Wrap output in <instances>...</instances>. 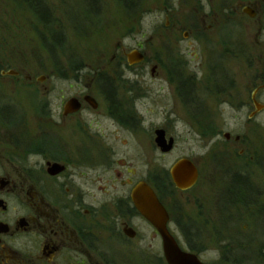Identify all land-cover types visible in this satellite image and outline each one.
<instances>
[{"label": "flooded vegetation", "instance_id": "flooded-vegetation-1", "mask_svg": "<svg viewBox=\"0 0 264 264\" xmlns=\"http://www.w3.org/2000/svg\"><path fill=\"white\" fill-rule=\"evenodd\" d=\"M171 2L162 4L165 25L157 33L169 40V55L151 57L138 42L123 50L122 69L108 63L101 73L92 72L83 94L60 92L54 102L43 101L39 91H50L48 79H22L24 69L13 70L11 57L0 52V264H169L159 231L135 201L140 185L156 194L168 216L167 230L184 253L202 264H264V37L257 41L261 61L235 64L236 74L225 62L236 57V38L224 40L222 54L207 55L203 48L215 47L211 39L226 26L219 0H181L178 7ZM223 6L224 12H236L231 2ZM261 10L255 1L243 13L258 21ZM227 23L226 34H235L234 17L228 15ZM43 36L55 46L51 38L57 34ZM149 74L154 82L164 76L161 98L171 104L165 114L181 117L182 108L187 117L189 153L171 161L163 177L140 149L151 146L167 158L178 138L170 126L152 122L144 134L148 142H141L151 112L137 104L148 99L143 94ZM240 83L248 95L238 91ZM21 92L36 93L29 95L41 99L36 110L23 109ZM163 92L164 86L158 94ZM211 99L235 106L239 121L233 129L224 131L213 119ZM159 132L171 145L167 152ZM182 160L198 174L185 189L173 178ZM140 224L152 231L142 253ZM201 229L214 231L213 240ZM191 230H198V241L183 234L188 241L182 242V232Z\"/></svg>", "mask_w": 264, "mask_h": 264}, {"label": "rangeland", "instance_id": "rangeland-1", "mask_svg": "<svg viewBox=\"0 0 264 264\" xmlns=\"http://www.w3.org/2000/svg\"><path fill=\"white\" fill-rule=\"evenodd\" d=\"M255 1H258L262 8V19L258 17V21L251 20L248 15L243 13L244 7L249 2ZM164 2L175 3L178 7L181 0H133L132 5L124 0H46L47 9L53 22L52 29L64 36L63 41L59 43H55L51 38L55 46L50 49L51 42H47L43 36V34H49L47 29L29 8L14 0H0V52L7 53L11 57L13 70L24 69L22 79L26 75L48 79L45 86L50 91H39L43 101L54 102L60 92L67 97L74 95L79 90L82 92L80 91L78 94H83L85 86L92 78V72L99 70L101 73L102 69H108V63H112L116 69H122V66H125L123 64L127 62L123 50L131 51L138 42L144 44L145 50L151 57L157 54L163 57L169 55V51L166 49L169 47V40L164 37L165 34H157L163 31L162 27L165 25V13H162L161 9ZM219 2L221 4L220 21L225 20L226 26L222 25L220 34H215L211 39V42L215 43V47L211 44L210 46L203 45V48L207 49L205 52L207 55H212V53L216 55L218 52L222 54L226 50L224 40L229 37L236 38L238 42L237 46L234 45L236 57L227 59L225 62L229 63L231 71L237 74L239 67L235 64L241 62L258 64L261 61L262 45L257 41L264 37V0H219ZM228 2H231L232 8H236V12H224L222 5ZM90 4H92L91 9L89 8ZM88 8L91 12L88 11ZM228 15L233 16L238 25L235 34H226ZM160 35L163 37L161 38ZM202 51L204 50H200V52ZM253 73L255 72L253 71ZM144 79L148 88L143 95L148 99L142 100L137 105L139 109L143 104L151 112V115L146 116V129L141 128L143 132L142 144L148 142H145L144 134L145 131L152 128L153 125L150 126L152 122L157 128L170 126L173 136L178 138L176 149L167 158H163L158 149L154 153L151 146L147 149L142 146L140 149L142 153L153 158L156 174L163 177L164 172L169 169L171 161L180 159L189 153L190 148L188 149L183 134V120L187 122V117L184 116L182 108L178 109L181 111L179 114L182 118L168 117V114H165V110L171 104L167 98H161L166 94L165 90L167 89L164 76L155 82L153 78L151 79L150 74ZM154 85L157 89L153 88ZM71 86L73 89H70ZM162 86H164V92L159 95L158 90ZM245 89L244 85L240 83L238 91H243L242 96L248 95ZM35 94L29 92L30 96ZM29 95L23 92L18 95L21 98L19 99L22 102L21 105L24 107L23 109L26 107L27 110H36L38 106L36 101L41 99H31ZM233 103L239 104L238 99ZM207 105L210 110L214 111L213 119H218L219 127L221 126L224 131L228 129V126L233 129L235 121H239L238 117L234 118L236 114L234 105L226 107L222 102H214L212 99L207 101ZM217 105L219 108L216 107ZM142 109L144 111V108ZM193 148L197 150L196 154L200 155L201 152L196 147ZM140 168L144 169V165L141 164ZM140 226L141 238L137 244L138 250L142 253L141 251L149 249L148 241L152 231L148 230V227L145 229L141 224ZM201 230L199 233H202L205 239L213 240L214 231ZM197 231L182 232L181 241L184 243L192 239L198 241ZM183 234H187L186 239L188 238V240H185ZM208 244L211 242L209 241ZM212 245L214 246L213 243ZM213 246L208 248L213 249ZM132 262L134 261L132 260Z\"/></svg>", "mask_w": 264, "mask_h": 264}, {"label": "water", "instance_id": "water-1", "mask_svg": "<svg viewBox=\"0 0 264 264\" xmlns=\"http://www.w3.org/2000/svg\"><path fill=\"white\" fill-rule=\"evenodd\" d=\"M160 144L163 151L167 152L171 149V145H166L163 138V132H159ZM191 167V172H185L187 167ZM198 174L196 169L187 161L182 160L174 166L173 178L179 188L185 189L191 187L197 180ZM135 198L137 206L141 214L159 231L164 242V253L169 264H202L196 257L188 255L181 251L172 235L167 230L168 216L163 205L158 200L156 194L146 185H140Z\"/></svg>", "mask_w": 264, "mask_h": 264}, {"label": "trees", "instance_id": "trees-1", "mask_svg": "<svg viewBox=\"0 0 264 264\" xmlns=\"http://www.w3.org/2000/svg\"><path fill=\"white\" fill-rule=\"evenodd\" d=\"M17 3L25 5L29 10L34 14V16L38 19V21L45 26L49 34H53L52 37H54V34H57L55 37V43H59L63 41V37L61 33L56 32L54 29H52L53 22L51 21V14L49 10L47 9L46 0H14ZM123 1V0H122ZM125 2L133 4V0H124ZM92 4L89 5V8L91 9ZM96 7V6H95ZM95 9V8H94ZM53 47L50 46V49Z\"/></svg>", "mask_w": 264, "mask_h": 264}]
</instances>
